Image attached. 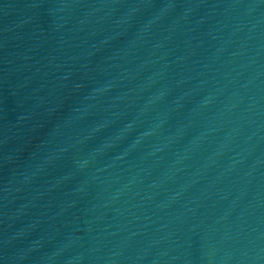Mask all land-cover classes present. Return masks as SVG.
Masks as SVG:
<instances>
[{
  "label": "water",
  "instance_id": "water-1",
  "mask_svg": "<svg viewBox=\"0 0 264 264\" xmlns=\"http://www.w3.org/2000/svg\"><path fill=\"white\" fill-rule=\"evenodd\" d=\"M0 264H264V0H0Z\"/></svg>",
  "mask_w": 264,
  "mask_h": 264
}]
</instances>
